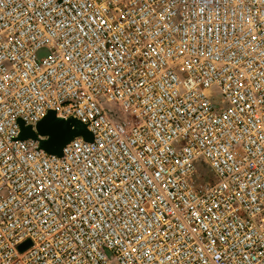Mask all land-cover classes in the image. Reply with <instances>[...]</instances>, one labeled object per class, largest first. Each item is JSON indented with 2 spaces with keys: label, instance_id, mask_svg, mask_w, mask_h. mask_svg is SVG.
Returning a JSON list of instances; mask_svg holds the SVG:
<instances>
[{
  "label": "built area",
  "instance_id": "built-area-1",
  "mask_svg": "<svg viewBox=\"0 0 264 264\" xmlns=\"http://www.w3.org/2000/svg\"><path fill=\"white\" fill-rule=\"evenodd\" d=\"M0 264H264V0H0Z\"/></svg>",
  "mask_w": 264,
  "mask_h": 264
},
{
  "label": "water",
  "instance_id": "water-1",
  "mask_svg": "<svg viewBox=\"0 0 264 264\" xmlns=\"http://www.w3.org/2000/svg\"><path fill=\"white\" fill-rule=\"evenodd\" d=\"M38 135L48 137L42 142V148L53 154H60L65 144L73 138L82 136L85 140L93 139L91 133L75 119L58 118L54 112H49L48 115L37 125L36 131L30 126L22 125L21 138H37ZM30 246V242H25L20 249L23 251Z\"/></svg>",
  "mask_w": 264,
  "mask_h": 264
}]
</instances>
